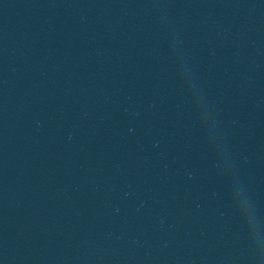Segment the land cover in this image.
I'll list each match as a JSON object with an SVG mask.
<instances>
[{"label":"water","instance_id":"1","mask_svg":"<svg viewBox=\"0 0 264 264\" xmlns=\"http://www.w3.org/2000/svg\"><path fill=\"white\" fill-rule=\"evenodd\" d=\"M0 264H264V0H0Z\"/></svg>","mask_w":264,"mask_h":264}]
</instances>
